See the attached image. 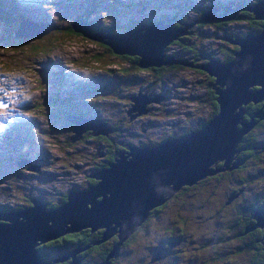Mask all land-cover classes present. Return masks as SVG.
I'll return each instance as SVG.
<instances>
[{
	"label": "rangeland",
	"instance_id": "obj_1",
	"mask_svg": "<svg viewBox=\"0 0 264 264\" xmlns=\"http://www.w3.org/2000/svg\"><path fill=\"white\" fill-rule=\"evenodd\" d=\"M237 1L15 0L21 8L20 19H30L33 23L43 21L45 26L39 33L34 32L36 35L30 36L31 40L3 39L0 44V79L7 83L5 86L0 84V212L25 203L29 196L45 201L46 206L47 202L58 200L68 190L82 188L89 174L95 171V163L115 151L116 146L150 144L199 127L198 124L212 111L205 101L210 97L204 92L205 75L195 69H200L196 65L206 59L193 54L185 45L191 46L193 51L211 49L212 54L221 59L219 48L228 50L232 45L218 26L236 34L248 30L250 23L239 18L220 22L196 21L195 16L199 17L200 10L213 4L217 6L215 11L223 5L228 11ZM243 1L252 3L255 0ZM78 14L87 15L84 18L88 19L89 25L91 22L93 26H117L119 33L128 27L147 25L156 20L169 21L172 27L174 21L167 16L173 14L177 26L183 25L187 31L180 34L181 41L172 39L174 42L165 46L164 53L173 55L179 62L142 66L129 58L119 57L117 54L120 53L115 49L113 53L107 45L102 46L75 30L79 28H74L79 34L68 32L66 23L71 26ZM20 22H0V31L10 28L14 36L21 34L18 32ZM85 24L83 21L82 25ZM33 38L43 39L35 42ZM31 44H39V52L30 48ZM45 45H51V49L41 50ZM94 53H99L96 57H101L99 61L93 59ZM160 65H169L170 68L160 74L161 69L153 70ZM18 72L23 76L17 75ZM13 79L19 82V86L8 90ZM138 92L152 99L145 102L146 112L130 118L127 110L135 102L129 97ZM141 95H138L139 100H142ZM203 101L205 104L200 105ZM21 103L26 110H19ZM68 109L105 120L113 127L112 132L106 134L112 143L103 144L87 133L73 140L77 148L66 147V137L71 133L65 123ZM82 137L86 138L80 140ZM182 184L191 186V183ZM214 186L216 188L210 192L218 191V185ZM221 186L224 188L223 183ZM216 214L222 218L230 216L220 207ZM149 234L139 232L122 246L117 264H162L163 259L159 262L155 259L156 253L148 249L155 238ZM232 242L227 240L224 246ZM188 252L194 257L193 250ZM92 253L97 255L92 251L86 255L87 260ZM63 255L55 249L47 257ZM244 256L237 264H243ZM77 258L80 260L79 255ZM112 259L109 264H114Z\"/></svg>",
	"mask_w": 264,
	"mask_h": 264
},
{
	"label": "water",
	"instance_id": "obj_2",
	"mask_svg": "<svg viewBox=\"0 0 264 264\" xmlns=\"http://www.w3.org/2000/svg\"><path fill=\"white\" fill-rule=\"evenodd\" d=\"M245 7L253 18L264 21V0ZM216 8L208 5L195 20L220 19L221 16L213 15ZM221 8L222 12L227 9L224 5ZM167 18L172 19L171 16ZM83 21L81 16H76L71 27L98 39L112 51L136 55V63L142 66L179 62L163 50L168 42L187 31L183 25L171 27L169 21L156 20L128 27L120 33L105 29L89 33V26L86 23L84 27ZM226 39L235 45L228 60L204 53L206 61L196 65L213 77L210 86L218 104L214 115L196 129L154 145L126 144L107 166L97 167L89 174L97 179L95 183L68 190L66 199L53 207L46 208L43 201L32 196L30 204L0 212V264H47L49 260L43 259L38 252V243L83 227L102 228V239L116 234L117 240L109 253L97 263L109 264V257L116 255L120 243L140 225L151 207L169 197L182 183L189 184L215 169L225 168L237 141L254 123L252 119H241L243 105L249 101H264V22L257 31ZM12 81L8 90L19 86L16 79ZM4 82L1 78L0 84L7 85ZM144 97V101L152 99ZM132 107L137 113L145 110L142 106ZM68 120L72 123L71 139L80 137L85 130L105 135L113 130L105 121L91 115L72 114ZM217 159H223L222 167H211ZM239 161L234 160L232 164ZM262 211L253 212L260 226H264ZM261 237L264 245V232ZM80 248L84 246L71 247L61 259L69 253L71 258L66 264H78L75 253ZM57 259L60 257L51 260Z\"/></svg>",
	"mask_w": 264,
	"mask_h": 264
},
{
	"label": "trees",
	"instance_id": "obj_3",
	"mask_svg": "<svg viewBox=\"0 0 264 264\" xmlns=\"http://www.w3.org/2000/svg\"><path fill=\"white\" fill-rule=\"evenodd\" d=\"M255 1H257V0H255ZM253 2L254 1H252V3ZM252 3H249V2H246L243 0H238L237 3L235 4V6H232V8L230 10L222 12V8H221V10L219 9V12H215L214 15L221 16L220 19L213 20L215 22H220L223 19L226 20L229 18H239V19H245L246 21H248V23H250V24H248V26H249L248 30L238 31L236 34L229 33V31L226 30V28L223 26H218V29H220V32L223 34V37H225V39L227 36H229V37H232L234 35H241L242 36L246 32L257 31L258 29H260V26L263 24L264 21L262 19L253 18L251 12L248 9H246V7H245V6L252 4ZM211 6H216V5L213 4ZM236 6H240V7L236 8ZM20 10H21V8L17 5L15 0H0V22L2 23L5 20H7V21L12 20L15 23H17V22H20V20H30V19H25V18L20 19L22 16L21 13L19 12ZM77 16H81L83 19H85L84 17H87V15H85V14L84 15L78 14ZM164 16H166V15H164ZM171 17L173 18V14ZM196 17H198V15L195 16V19H196ZM87 21H88V19H87ZM34 23H36L37 25H39L41 27L45 26V23L43 21L40 22L39 20H36V21H34ZM253 23H255V25H253ZM66 24L67 25L65 28L68 30L69 33L79 34L78 32L74 31V29L70 26L69 23H66ZM88 24H89V21H88ZM177 24L178 23L174 22L173 26L177 25ZM6 26L8 27V25H6ZM89 28L92 30L93 33L97 32L100 29H105L107 32L108 31L118 32V31H116L117 26H111V24L109 26L104 25V24H97V25L93 26V23L91 24V22H90ZM125 28H127V27H125ZM223 30H224L225 34H224ZM13 34H14V31L13 30L11 31L10 28H8V29L2 28V31H0V44L2 45L3 39L4 40L5 39H7V40H11V39L31 40L30 39L31 37H29V38L28 37H15ZM181 37L182 36L179 35L175 39H177V40L179 39L181 41ZM87 38H90V37H87ZM42 39L43 38H33L32 40H34L35 42H38ZM226 41L228 43H230L232 46L229 47L228 50L224 49L223 51L221 50V48H219L220 51L222 52V54H221L222 56H220V57H221V60H223V61L228 60L232 56L231 50L233 47H235V45L232 44L229 40L226 39ZM172 42H174V41H172ZM172 42H170V43H172ZM98 43L100 45H102L101 42H98ZM38 45L39 44H37V45L31 44L29 47L32 48L33 50H36V52H39L38 51L39 48H37ZM168 45H169V42H168ZM102 46H104V45H102ZM185 47L187 48V50H191L193 52V54H196V55L202 56V53H206L210 56H215L214 54H212L211 49L203 50L202 48H198L196 51H193L191 46L185 45ZM50 49H51V45H45L41 50L46 51V50H50ZM107 49H110V48L107 46ZM163 51L165 52V50H163ZM113 53H110V54L113 55ZM97 54H99V53L93 54V59L95 61H99L101 59V57H100V59L96 58V57H98ZM193 54H191V55H193ZM117 55L119 57L129 58V59L133 60L134 62H136V56L135 55H128V54H124V53L123 54H117ZM108 62L112 63V61H107L106 63H108ZM160 66H162V65H160ZM160 66L153 67V70H156V69L160 70L161 69V72H159V73L162 74L163 72L167 71L166 69L170 68V66H169V68H164L163 66L162 67H160ZM196 70L198 72L202 71L199 69H196ZM204 74H205L204 80L207 82V84L205 85V88H204V92L208 93V95L210 96V97L207 96L208 98L205 101L207 102L208 107L212 108V111L207 115V119H208L212 115H214V113L217 111L218 104H217V101L215 100V94L213 93V89L210 86V83L213 80V77L206 74L205 72H204ZM17 75L23 76V74L21 72H18ZM208 77H209V79H208ZM203 96H206V95H203ZM205 101L200 102V105H202L203 103L205 104ZM246 106L248 107V110H247L246 114H244L245 120L252 119V121L254 120L256 122L259 119H263L260 121H264V101L263 100H258L256 102L249 101L246 104ZM34 107L36 108L37 105H34ZM74 110H71V111L69 109L67 110V112L65 113V117L67 120H65V121L70 122V120H68V116L70 118L72 116V114L73 115L79 114L81 116L84 115V113L80 112V111L73 113ZM252 111L255 113H253L251 115L250 112L252 113ZM88 115H91V114H88ZM84 116H86V115H84ZM103 121H105V120H103ZM203 121L205 122V120H203ZM203 121L200 122L198 125L203 124ZM68 122H65V123H68ZM71 125L72 124H70V127H71ZM67 129H68V131H71V133L69 134L68 137H66V141H67L66 147H68V146L76 147L74 144L76 141L74 142L73 140L78 139L81 136H86L84 134L89 133V130H86V131L81 133L80 137H75V138L71 139V137L73 135V131L70 130V128H68V127H67ZM111 132H109V133H111ZM89 134H88L89 137H95L96 139L101 140V142H103V144L105 143V144L109 145L110 143H112V139L107 136L108 134L107 135H105L103 133L90 134V135ZM247 135H248V132L244 135V137L246 136V138H251ZM252 135H253V138H251V141L253 142L252 143L253 146H255L256 142L262 141L261 138H258L256 136V134H252ZM85 138L86 137H82L80 140L85 139ZM80 140H78V141H80ZM158 141H154L153 143H150V144L137 143V145L138 146L154 145ZM237 143H238V146H240L242 144V141L240 140ZM125 148H126V145L123 147L116 146L115 151H112L109 154H107L105 156V158L100 163H95V165L97 167L107 166V164L114 159L117 151L121 150V149H125ZM105 149H106V147H105ZM63 154L65 155V151H63ZM97 167H96V169H97ZM239 167H241V165ZM252 167H254L256 169L255 171H259L260 169L264 168V165L256 164V165L251 166V168ZM225 173H227V171L217 172V174H209V175H206L203 178L199 179L195 183L191 184V186H181V187H179L180 189L178 188L179 190L177 189L178 191L176 190L177 192L175 191V195H174L175 198L173 196L169 199L170 202L168 200H165V203H162L160 205H156V206L150 208L148 213H147V217L140 223V225L126 239H124L120 243V245L118 246V250H117V253L115 255V258L112 259L113 256L109 257L110 261L112 259V261H114V264H117L116 260L120 258V256H121L120 253L122 252L121 247L127 245L134 238V236L137 233L143 232V233H148V234L150 233L149 235H151V237H155V238L157 236H160V235H162V236L167 235L168 237H166L164 240H167V239L170 240L174 236L184 237V238L186 236L187 239L185 238V240H184V242H186V245H189L188 239L192 240L190 246L176 245L173 249L168 250L167 248H162V243L160 242L161 239H155L154 238V240H153L154 242H152V244L159 243L157 246L153 245L156 248L155 250H157V252L163 251V254H164L162 264H237L239 262L240 258L243 259L242 258L243 254L245 255L243 264H262L264 261V248L262 247L260 241L255 240L253 238V235H256L257 229H254L253 231H252V229H249L248 231L251 232V235H242L240 237L238 236L236 238V241L234 240V244H231L232 245V246H230L231 249H228V250L222 249L221 247H215L213 244H207V243H203L201 241L203 236H205L207 234L211 235L213 237H215V235H216L215 234L216 230L213 229L214 220L204 221L203 218H210V216L212 214L211 209L213 208V206H211V205H213L217 200V198H215V193L217 195H219V192L215 191V193H213V192H210V190L216 188V186H214L215 184L218 185V189H219L220 185H219L218 180L221 177L223 179V175ZM215 175H217V176H215ZM239 176H240V179L245 177L243 168L241 169ZM213 178H214V180H213ZM96 180L97 179L92 177V176L87 177L85 186L87 184H90V183L91 184L95 183ZM230 184H233V183H230ZM221 191H222V189H221ZM226 191L227 190L222 191V196H221L222 201H223L224 194L226 193ZM204 192H207V194H202ZM201 195L203 197H205V199H200L199 197H201ZM65 199H66V193L64 195H62L61 198H58V200H51L50 202H47L45 207L46 208L53 207ZM30 201H31V198L30 197L27 198L26 204L27 203L30 204ZM15 206L16 207H14L12 209H19L20 208L19 206L22 207L23 205L19 204V205H15ZM201 214L203 215L202 218H198L197 216H199ZM238 217H235V219L237 221H239V227L243 222H247V221H242ZM248 224H250L249 221H248ZM176 228L180 229L181 232H185V234L183 235L182 233H179ZM101 230H102V228H95V229L91 230L89 227H83V228H80L78 230L66 231L63 234H60L56 237H53V238H50V239L44 241L43 243H40V245H38L36 247L38 248V252H39L40 256L42 258H44V257H47L49 255L51 250H55V249L58 250L61 248H66L72 243H73V246H71V247L77 246V248H78V247L84 246V248H80L78 250V253H77L79 255V257L82 259V264H84V263H86V264H97L99 262V260L104 258V256H106L109 253L112 244L117 240L116 234H112L105 239H101L100 238ZM161 233H169V234H161ZM205 240H206V237H205ZM215 244H217V243H215ZM150 246H151V244H150ZM150 246L148 249L151 248ZM192 250H193L194 257L188 252V251H192ZM224 250H226V251H224ZM92 251L97 252V255L92 253V256H89V259L87 260L86 255ZM208 253H209V255H208ZM159 262H160V260H159ZM146 264H151V263H146Z\"/></svg>",
	"mask_w": 264,
	"mask_h": 264
},
{
	"label": "flooded vegetation",
	"instance_id": "obj_4",
	"mask_svg": "<svg viewBox=\"0 0 264 264\" xmlns=\"http://www.w3.org/2000/svg\"><path fill=\"white\" fill-rule=\"evenodd\" d=\"M220 10H221V8H220ZM215 12H219V10H217ZM175 19H176V16H173L172 20L174 22H175ZM203 54L204 53H202V56H203ZM204 58L206 59V57H204ZM162 66L164 68H169V65H162ZM162 66H160V67H162ZM195 69H198V68H195ZM201 72L204 73L203 70ZM208 79H209V77H208ZM247 103H245L243 105L244 111L241 114V119L245 118L244 114H246V112L248 110V107L246 106ZM253 113H255V112H253V111H252V113L250 112L251 115ZM208 119H206L205 122ZM260 120H263V119H259L256 122L253 120L255 123H253L247 129V131H245L241 135V137L238 141L241 140L242 144L240 146H238V143H236L234 150L231 154V157L229 159V162L225 168L215 169L213 172L207 173V174L203 175L202 177L198 178L197 180L191 182V184H193L206 175L217 174V172L227 171V173H225L223 175V179L221 177L218 180L219 185H220L218 192H219L220 196L215 193V198H217V200L213 205H211V206H213V208L211 209L212 214H211L210 218H203L204 221L214 220L213 229L216 230V233H215L216 235H215V237L208 235V234L203 236V238L201 240L203 243L213 244L215 247H221L222 249L228 250V249H231L230 246H232V245L230 244V245L224 246V243L227 240L231 239L233 241L232 244H234V240L236 241V238L238 236L240 237L242 235H251V232L248 231L249 229H252V231L254 229H257L256 235H253V238L255 240H258V241H260V238H261V240H263V237H261V236L263 235V232H264V226L263 225L260 226L257 223L256 218L253 216V212L255 210L261 209V210H263L261 212V215H264V168L260 169L259 171H255L256 169L254 167L251 168V166L256 165V164L264 165V121H260ZM66 122H68V121H66ZM203 123H204V121H203ZM67 124H68V128H70V124H72V123L68 122ZM237 125L239 126L240 124L238 123ZM247 132H248L247 136L253 138L252 134H256V136L258 138H261L262 141L256 142L255 146H253V144H252L253 142L251 141V138H246V136L244 137V135ZM182 134H179L177 136H180ZM161 140L162 139H160L159 141H161ZM155 141H158V140H155ZM135 144H137V143H135ZM238 159H240V161L237 164L233 165L232 162L234 160H238ZM222 163H223V159H217L216 161L211 163V167H213V168H216L219 166L222 167ZM240 165H241V167H239ZM29 168H31V167H29ZM242 168L244 170L245 177L240 179L239 174H240ZM215 176H217V175H215ZM214 178H213V180H214ZM222 183L224 185V188H222V186H221ZM230 183H233V184H230ZM184 185H186V184H181L179 187L184 186ZM221 189H222V191L227 190L226 193L224 194L223 201L221 199V196H222ZM175 191L169 197H167L166 199H164L161 203H159L157 205L165 203V200H168L170 202L169 199L175 195ZM29 197H27V198H29ZM174 198H175V196H174ZM200 199H205V197L201 196ZM28 204L29 203L26 204V202H25V203H22L20 205L24 206V205H28ZM19 207H21V206H19ZM219 207L227 210L230 213V216L228 218H222L220 215L216 214V209ZM202 216L203 215L201 214L197 217L202 218ZM235 217H238L242 221H247V222H243L241 224L242 226L240 225V227H239V221H237L235 219ZM248 221L250 222V224H248ZM176 229L179 233H182L183 235L185 234V232H181L180 229H178V228H176ZM161 234H169V233H161ZM166 237H168V236L167 235H163V236L160 235V236H157L155 239H161L160 242L162 243V248H167L168 250L173 249L176 245L190 246L191 242H192L191 239H188L189 245H186V242H184L186 236H185V238L174 236L170 240L169 239L164 240ZM205 237H206V240H205ZM43 242H39L38 245H40V243H43ZM152 242H154V241H152ZM260 242H261L262 247L264 248L262 241H260ZM215 243H217V244H215ZM158 244L159 243H154V244L151 243L150 247H151L152 253H156L155 259L159 261V260H162L164 258V254H163V251L157 252V250H155L156 248L153 245L157 246ZM71 246H73V243L70 244L66 248L59 249L60 255L69 251L71 249L70 248ZM226 250H224V251H226ZM77 253H78V251L75 253L76 256H78ZM64 255H66V254H64ZM70 258H71L70 254L67 253V256L63 259H61V257L59 260L57 259L55 261L51 260L52 259L51 257H44L43 259L49 260V262L47 264H66L70 260ZM79 261H80L79 264H82L81 258ZM110 263H111V261H110Z\"/></svg>",
	"mask_w": 264,
	"mask_h": 264
},
{
	"label": "bare ground",
	"instance_id": "obj_5",
	"mask_svg": "<svg viewBox=\"0 0 264 264\" xmlns=\"http://www.w3.org/2000/svg\"><path fill=\"white\" fill-rule=\"evenodd\" d=\"M83 19V18H82ZM86 23H87V25L89 26V24H88V21H86L85 19H83ZM22 22H20L19 23V29H18V32H20L21 34H18V35H15L16 37H30V36H35L36 34H33L34 32H38L39 33V31H41V30H43V29H41V28H43V27H41V26H39V25H37L36 23H33V21H31V20H25L26 22H24V20H21ZM74 21H76V18L72 21V23H71V26H72V24L73 23H75ZM77 26H79V27H82L80 24H76ZM41 29V30H40ZM24 31H26V32H24ZM89 33H93L92 32V30L89 28ZM162 33V32H161ZM149 36H150V34H149ZM148 36V37H149ZM91 39H94V40H96V41H98V42H101V41H99L98 39H96V38H93V37H90ZM149 39V38H148ZM133 41H135V39H133ZM148 41V40H147ZM115 41L113 40V43H114ZM149 42V41H148ZM102 43V42H101ZM102 44H104V43H102ZM104 45H106V44H104ZM108 46V45H107ZM109 47V46H108ZM215 57V56H214ZM138 95H141V94H139V93H137V94H133V95H131L130 97H129V99L131 98L134 102H135V104L134 105H136V106H138V107H141L142 106V108L143 109H145L143 112H146V110H147V106H146V104H145V102L146 101H144V98L145 97H143L142 95V100H139L138 99ZM143 102V104L141 105V103ZM134 105H131V106H134ZM131 106L129 107V109L127 110V114L129 115V117L130 118H133L134 116H137V115H139L140 113H143V112H140V113H137L136 112V109L135 108H133L132 107V109H131Z\"/></svg>",
	"mask_w": 264,
	"mask_h": 264
},
{
	"label": "clouds",
	"instance_id": "obj_6",
	"mask_svg": "<svg viewBox=\"0 0 264 264\" xmlns=\"http://www.w3.org/2000/svg\"><path fill=\"white\" fill-rule=\"evenodd\" d=\"M20 106H21V108L19 110H23L25 108V105L23 103H21Z\"/></svg>",
	"mask_w": 264,
	"mask_h": 264
}]
</instances>
